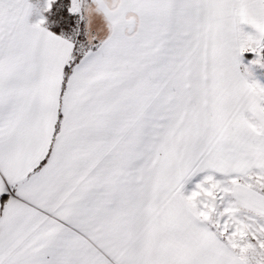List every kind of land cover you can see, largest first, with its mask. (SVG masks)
I'll return each instance as SVG.
<instances>
[{"label": "snow or ice", "instance_id": "6c2138e0", "mask_svg": "<svg viewBox=\"0 0 264 264\" xmlns=\"http://www.w3.org/2000/svg\"><path fill=\"white\" fill-rule=\"evenodd\" d=\"M0 264H264V0H0Z\"/></svg>", "mask_w": 264, "mask_h": 264}]
</instances>
